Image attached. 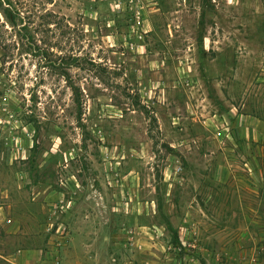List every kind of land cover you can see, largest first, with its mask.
<instances>
[{
  "label": "rangeland",
  "instance_id": "1",
  "mask_svg": "<svg viewBox=\"0 0 264 264\" xmlns=\"http://www.w3.org/2000/svg\"><path fill=\"white\" fill-rule=\"evenodd\" d=\"M9 1L0 264H264V0Z\"/></svg>",
  "mask_w": 264,
  "mask_h": 264
},
{
  "label": "built area",
  "instance_id": "2",
  "mask_svg": "<svg viewBox=\"0 0 264 264\" xmlns=\"http://www.w3.org/2000/svg\"><path fill=\"white\" fill-rule=\"evenodd\" d=\"M131 30L132 33H135L139 38H143L144 33L147 32L145 29V20L142 18L140 10L135 11L134 23L131 24ZM63 208L64 207H62V209ZM46 232L52 237L53 241V263L62 264V251L71 239L69 226L64 222L52 219L46 224Z\"/></svg>",
  "mask_w": 264,
  "mask_h": 264
},
{
  "label": "crops",
  "instance_id": "3",
  "mask_svg": "<svg viewBox=\"0 0 264 264\" xmlns=\"http://www.w3.org/2000/svg\"><path fill=\"white\" fill-rule=\"evenodd\" d=\"M1 208V207H0ZM92 229V230H91ZM97 229L96 226H88L86 225V228H83L82 231L80 229L76 228L73 234V239L71 241L72 246L68 251H65V255L62 257V264H101V259H100V251L96 252V256L94 253L90 251V249L86 251H81L78 249L75 245L81 237L83 236L80 233H85L87 231H95ZM100 229H97V231ZM70 243V245H71ZM96 244V242L94 243ZM101 244V243H100ZM100 247V245L93 246L92 249L95 251ZM98 253V254H97ZM144 262V260L142 261Z\"/></svg>",
  "mask_w": 264,
  "mask_h": 264
},
{
  "label": "trees",
  "instance_id": "4",
  "mask_svg": "<svg viewBox=\"0 0 264 264\" xmlns=\"http://www.w3.org/2000/svg\"><path fill=\"white\" fill-rule=\"evenodd\" d=\"M4 3H8V6L5 7L6 10L8 11V13H6V12L4 13L5 17L9 20V22L11 24L15 25L16 24L15 17L10 12V8L12 7L11 6L12 3L9 0H0V6H3ZM172 244L175 245V246H180L181 245L180 237H179L177 231H172Z\"/></svg>",
  "mask_w": 264,
  "mask_h": 264
}]
</instances>
